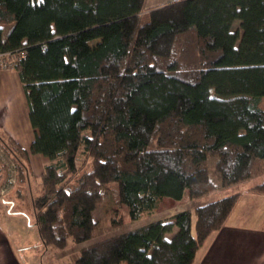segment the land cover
Here are the masks:
<instances>
[{
	"label": "trees",
	"instance_id": "1",
	"mask_svg": "<svg viewBox=\"0 0 264 264\" xmlns=\"http://www.w3.org/2000/svg\"><path fill=\"white\" fill-rule=\"evenodd\" d=\"M146 2L0 0V52L17 58L35 130L27 149L0 128V145L32 192L44 245L92 237L111 182L131 219L166 196L196 203L67 264H192L241 192L202 199L252 180L264 160V0ZM31 153L48 159L37 194ZM250 189L264 193V180Z\"/></svg>",
	"mask_w": 264,
	"mask_h": 264
},
{
	"label": "crops",
	"instance_id": "2",
	"mask_svg": "<svg viewBox=\"0 0 264 264\" xmlns=\"http://www.w3.org/2000/svg\"><path fill=\"white\" fill-rule=\"evenodd\" d=\"M168 1L147 0L146 7L152 9ZM29 113V103L18 69L0 67V126L27 149H30L35 138ZM30 158L32 166H35V177L40 180L48 159L41 153H31ZM253 184L235 191L241 194L226 224L200 247L192 264H264V193L250 189ZM237 185L213 192L202 200L227 195L222 192L237 188ZM215 195L217 198H208ZM6 216L19 218L8 214L0 216V264H44L38 248L27 246L32 232L19 219L10 220L9 223L3 221ZM37 234L41 239L39 231Z\"/></svg>",
	"mask_w": 264,
	"mask_h": 264
},
{
	"label": "rangeland",
	"instance_id": "3",
	"mask_svg": "<svg viewBox=\"0 0 264 264\" xmlns=\"http://www.w3.org/2000/svg\"><path fill=\"white\" fill-rule=\"evenodd\" d=\"M155 8V7H154ZM238 25V22L235 26ZM4 35L7 36L13 27V23H4ZM100 41V38L88 40L86 47L91 50ZM1 128V126H0ZM35 161V160H34ZM34 164V163H33ZM0 165H2L3 171H0V216L8 214L12 216H18L19 218H11L6 216L3 221L9 223L10 220L19 219L21 224L26 226L27 230L32 232V237L29 239L30 243L27 246L34 249L38 248L40 258L43 259L44 264H67L72 260L73 253L80 250V248L94 240H97L105 235L123 232L126 230L134 229L142 226L150 221L163 219H171V215L182 208L194 206L188 192L184 195L181 201L173 200L171 197H164L160 202V205L153 213H145L138 219H131L126 206H120L118 200V183L111 182L107 188L105 199L94 210L95 219L99 220L98 226L92 237L86 238L80 241L70 240L65 246L59 247L55 245L45 246L43 241L38 238V228L35 224V212L34 206L31 200V190L26 187L22 182L17 183V170L15 163L10 155L0 145ZM35 166H32L34 169ZM34 172V170H33ZM35 174V173H34ZM264 180V160L258 159L254 167V177L252 180L243 182L237 185V188H231L222 192V194H228V191L235 192L238 188H244L246 185L255 183L257 181ZM39 178L33 177V191L37 194L40 190ZM28 190V191H27ZM217 198L215 196L208 197ZM204 199V198H203ZM118 208V211L116 210ZM118 212V214H117ZM122 215L123 221L119 225H113L112 217ZM8 217V218H7ZM196 221V213L193 212V225L194 230ZM19 223V222H18ZM25 229V228H24ZM25 229V230H26ZM171 235V233L169 234Z\"/></svg>",
	"mask_w": 264,
	"mask_h": 264
},
{
	"label": "built area",
	"instance_id": "4",
	"mask_svg": "<svg viewBox=\"0 0 264 264\" xmlns=\"http://www.w3.org/2000/svg\"><path fill=\"white\" fill-rule=\"evenodd\" d=\"M25 54L24 52L22 53ZM17 58L11 52H0V67L4 69L16 68Z\"/></svg>",
	"mask_w": 264,
	"mask_h": 264
}]
</instances>
